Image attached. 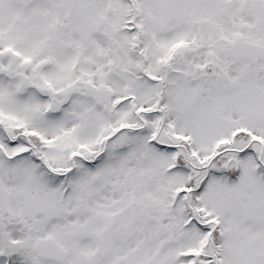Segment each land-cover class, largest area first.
<instances>
[{
    "label": "snow or ice",
    "instance_id": "1",
    "mask_svg": "<svg viewBox=\"0 0 264 264\" xmlns=\"http://www.w3.org/2000/svg\"><path fill=\"white\" fill-rule=\"evenodd\" d=\"M0 264H264V0H0Z\"/></svg>",
    "mask_w": 264,
    "mask_h": 264
}]
</instances>
